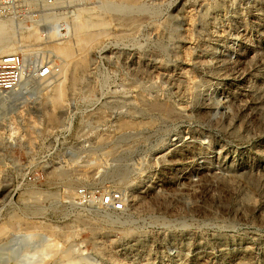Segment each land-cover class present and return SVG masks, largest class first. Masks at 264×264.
Here are the masks:
<instances>
[{"label": "rangeland", "instance_id": "374dc122", "mask_svg": "<svg viewBox=\"0 0 264 264\" xmlns=\"http://www.w3.org/2000/svg\"><path fill=\"white\" fill-rule=\"evenodd\" d=\"M77 14L6 52L59 68L0 94V240L43 236L32 264H264V0H135L91 29L106 33L76 50L70 84L51 44ZM80 187L125 208L81 204Z\"/></svg>", "mask_w": 264, "mask_h": 264}, {"label": "built area", "instance_id": "2783aa9c", "mask_svg": "<svg viewBox=\"0 0 264 264\" xmlns=\"http://www.w3.org/2000/svg\"><path fill=\"white\" fill-rule=\"evenodd\" d=\"M86 0H0V15L12 20L18 30L33 29L39 33L41 42H24L20 38L19 47L45 46L55 33L63 31L68 21L63 17L76 15L80 4ZM59 68L56 62L44 60L37 52L0 54V94L8 99L32 93L37 82L51 79ZM79 203L99 204L101 207L122 211L125 199L115 191L101 192L80 187ZM26 232L10 233L0 240L1 264H32L30 257L42 245L43 236L32 240ZM32 240V241H31ZM40 260V259H38Z\"/></svg>", "mask_w": 264, "mask_h": 264}, {"label": "bare ground", "instance_id": "6f19581e", "mask_svg": "<svg viewBox=\"0 0 264 264\" xmlns=\"http://www.w3.org/2000/svg\"><path fill=\"white\" fill-rule=\"evenodd\" d=\"M134 2L135 0H124L119 2L106 0L102 1L98 8L88 6L81 7L74 20L75 38L73 40L56 41L58 43L55 42L56 44H51V46L54 45L56 51L67 60V62L62 65L61 69L65 75H73V79L69 82L70 84H73L76 81L74 78L75 75H77L76 69L78 68V64L75 60L76 50L82 52L86 51L91 45L93 46L98 42L101 36L106 33L104 30L94 32L96 30L91 29L96 27H106L109 23V20L104 16L106 13L128 14L130 10H132ZM14 30H16V26L13 24L12 20L0 15V52L2 54L10 52L16 47L18 41L16 43L14 42V34L12 32ZM39 37L40 36L35 30L27 29L22 30L20 39L24 42H28L29 40V42H38L33 41L32 39L37 40L40 39ZM66 88L67 82L62 81L58 83L52 90L53 92L48 94V98H50L54 104H60L64 99ZM52 244L53 246H56L57 243L53 242Z\"/></svg>", "mask_w": 264, "mask_h": 264}]
</instances>
